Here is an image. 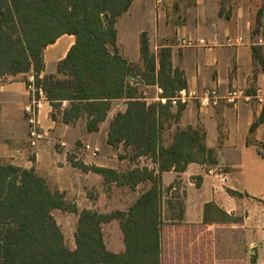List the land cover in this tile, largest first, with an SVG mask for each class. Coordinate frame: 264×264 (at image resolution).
Wrapping results in <instances>:
<instances>
[{"label":"trees","instance_id":"1","mask_svg":"<svg viewBox=\"0 0 264 264\" xmlns=\"http://www.w3.org/2000/svg\"><path fill=\"white\" fill-rule=\"evenodd\" d=\"M131 1L0 0V78L32 74L61 121L83 116L88 132L98 130L113 100L124 99L126 108L110 121L106 142L112 147H131L135 157L144 156L153 164L121 171L70 158L72 165L100 174L106 184L135 190L140 183H150L126 211L101 213L78 211L75 203L52 189L33 168L0 160V264H198L182 260L184 241L197 233L180 222L183 203L165 197L175 185L164 187L161 175L181 172L191 162L216 161L202 134L191 126L177 127L171 144L164 145L163 131L170 121H178L184 105L172 112L168 101L146 102L141 87L156 84L160 97L169 98L186 87V80L181 70L172 67L170 48L151 51L145 32L139 36L143 71L136 73L133 64L119 54L115 23ZM258 32V26L252 30L254 35ZM63 34L73 35L74 43L58 62L55 74L40 75L43 49ZM252 50L264 74V60L256 47ZM63 102L67 103L64 107ZM51 117L55 119V113ZM262 121L264 105L250 131ZM54 210L78 215L73 250L64 243ZM112 220L118 221L122 233L121 253L109 250L104 242L102 224ZM233 220L213 202L204 205V224Z\"/></svg>","mask_w":264,"mask_h":264},{"label":"crops","instance_id":"2","mask_svg":"<svg viewBox=\"0 0 264 264\" xmlns=\"http://www.w3.org/2000/svg\"><path fill=\"white\" fill-rule=\"evenodd\" d=\"M257 26L259 32L254 35L252 30ZM115 27L118 52L132 64L141 60L139 36L142 32L148 37L151 51L156 53L161 47L170 48L172 67L182 71L188 88L217 87L220 92H225L232 87H241L253 92L256 86L264 87V74L252 50L256 47L264 60V45L254 44L255 37L264 34V0H162L161 4L155 0H132L128 10L117 18ZM229 35H241L243 43L208 49L178 44L182 37L223 40ZM74 40L73 35L63 34L43 49L44 70L40 75L56 73L58 62L65 57ZM31 75L19 73L0 78V160L33 168L52 189L63 192L67 201L75 203L78 211L92 209L108 213L97 210L94 201L89 200V189L96 192L114 187L128 189L132 192V200L125 208L115 209L126 211L141 193L148 190L149 182L140 183L141 187L138 184L135 190L106 184L100 174L84 171L70 161L72 158L87 166L123 171L116 155L122 145L112 147L106 138L110 121L116 112L125 110L126 101L113 100L98 130L88 132L85 117L64 123L49 101L41 99L37 120L46 137L31 147L23 110L29 100L26 80ZM142 87L146 102L162 98L156 84ZM148 88L153 89V96H146ZM66 104L63 102L62 107ZM262 107L263 104L256 101L235 105L221 103L216 107H200L191 101L183 106L178 121H170L163 131V143L168 146L177 127L191 126L199 130L216 161L214 164L191 162L181 172L170 170L161 175L164 187L171 183L175 185L165 197L183 203L180 222L188 230L195 228L198 234L183 243L182 260L185 262L264 264V121L250 131ZM175 109L170 108L172 112ZM52 112L55 119L51 117ZM58 141L66 143V151L58 146ZM85 143L98 147L96 156L81 150ZM209 170L224 176L225 183ZM208 202H213L234 220L204 224V205ZM113 221L117 222L122 248L120 251L107 248L121 253L124 251L122 233L118 221Z\"/></svg>","mask_w":264,"mask_h":264},{"label":"built area","instance_id":"3","mask_svg":"<svg viewBox=\"0 0 264 264\" xmlns=\"http://www.w3.org/2000/svg\"><path fill=\"white\" fill-rule=\"evenodd\" d=\"M157 4H161L162 0H155ZM243 43V37L241 35L226 36L223 40L207 37H182L178 40V44L188 48H215L220 46H237ZM255 45H264V34L257 35L254 39ZM26 88L29 92V100L24 105L23 110L25 113V120L28 126L27 139L31 147L36 146L41 140L46 137V133L40 127L37 117L40 108L41 99L46 98L45 93L40 86H36L34 83L33 75H31L27 82ZM161 91V90H160ZM169 102L171 107L176 108L178 105H186L187 103L194 101L200 107H216L221 103L227 105H235L239 102H251L256 101L259 104L264 105V87L256 86L253 92H247L241 87H232L225 92H220L217 87H206L202 89L183 87L175 91V93L169 98H160L161 103ZM58 146L67 150V145L64 141H58ZM81 150L85 153L96 156L99 149L97 146L85 143L82 144ZM212 173V170H209ZM214 175H219L220 181L225 183V177L219 173L213 172Z\"/></svg>","mask_w":264,"mask_h":264},{"label":"rangeland","instance_id":"4","mask_svg":"<svg viewBox=\"0 0 264 264\" xmlns=\"http://www.w3.org/2000/svg\"><path fill=\"white\" fill-rule=\"evenodd\" d=\"M117 29L118 31H120L119 25ZM108 48L111 51L113 50L111 46H108ZM116 48L117 50H119L117 39H116ZM133 70L138 74L144 70L142 60H140V62L133 63ZM56 76L59 75L57 74ZM132 77L139 80V77L136 76L135 74H132ZM153 93H154L153 89L148 88L146 96H153ZM134 152L135 150L133 148L125 149L123 147L122 149L116 152V155L118 156V160H120L122 163V166L121 167L119 166L120 169L126 170L130 167H134V165L152 167L148 158L144 156L135 157ZM141 186L142 185L140 184L139 187ZM94 191L95 190L92 189L88 190L87 196L89 197V200L94 201L93 203L96 204L97 210L105 211L108 213L118 208H125L127 204H129V202L132 200V192L129 191L128 189L124 190V188L121 187L119 188L114 187L108 189L104 188L100 192L95 191V193ZM53 217L55 218L57 224L60 227V230L64 237L65 245L69 249L73 250L75 248L74 233L76 229L78 215L72 212H63L60 210H54ZM102 232L107 247H109L114 251H120L122 248V244L117 229V222L112 220L110 222L103 223Z\"/></svg>","mask_w":264,"mask_h":264}]
</instances>
